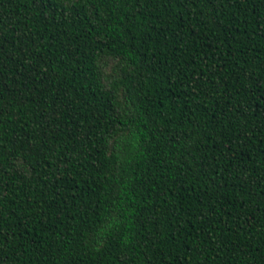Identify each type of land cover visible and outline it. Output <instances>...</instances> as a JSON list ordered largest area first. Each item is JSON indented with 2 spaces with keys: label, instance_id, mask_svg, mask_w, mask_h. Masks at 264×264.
<instances>
[{
  "label": "trees",
  "instance_id": "1",
  "mask_svg": "<svg viewBox=\"0 0 264 264\" xmlns=\"http://www.w3.org/2000/svg\"><path fill=\"white\" fill-rule=\"evenodd\" d=\"M0 264H264V0H0Z\"/></svg>",
  "mask_w": 264,
  "mask_h": 264
}]
</instances>
